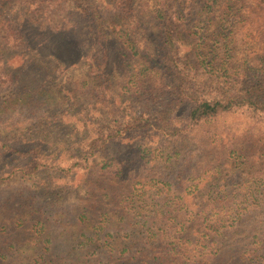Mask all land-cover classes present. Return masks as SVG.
I'll use <instances>...</instances> for the list:
<instances>
[{"label": "trees", "instance_id": "1", "mask_svg": "<svg viewBox=\"0 0 264 264\" xmlns=\"http://www.w3.org/2000/svg\"><path fill=\"white\" fill-rule=\"evenodd\" d=\"M139 1L0 0L8 16L0 18V30L6 34L0 39L7 66L2 78L16 79L7 51L21 49L23 62L41 70L88 62L89 84L100 96L94 118L81 119L85 136L65 155L0 140V184L17 173L29 177L54 168L76 177L85 190L78 205L58 212L62 245L57 253L48 219L41 216L31 222L16 215V230L0 229V264H238L226 261L222 251L238 253L248 246L245 240L251 235L263 239L264 69L235 68L229 51L221 58L206 53L204 31L221 0H156L154 11ZM70 7L73 11L68 14ZM62 15L74 22L68 24L72 30L82 22L88 27L94 51L84 56L70 53L68 26L58 35V26L46 24ZM144 17L155 25L161 59L143 58L156 80L136 88L138 101L125 103L115 89L117 72L122 62L130 60L129 51L135 50L133 31L144 26ZM165 96L169 102L153 119L147 111H135L145 100L157 102ZM30 97L22 92L16 99L24 107ZM37 114L42 128L54 129L57 116ZM30 119L21 123L20 118L15 124L22 130L10 137L25 138L33 129L26 124ZM200 130L214 133L228 149L237 148L238 140L248 136L262 163L216 165L213 180L204 186L208 193L192 199L166 195V187L178 190L181 185L172 187L159 173L136 181L138 169L132 164L137 153L129 150L134 144L125 146L126 141L148 140L153 134L160 138V147L176 155L184 141H191L188 135ZM59 163L69 164L61 168ZM244 226L246 234L240 233ZM21 230L24 236H18Z\"/></svg>", "mask_w": 264, "mask_h": 264}, {"label": "rangeland", "instance_id": "2", "mask_svg": "<svg viewBox=\"0 0 264 264\" xmlns=\"http://www.w3.org/2000/svg\"><path fill=\"white\" fill-rule=\"evenodd\" d=\"M221 1V5L210 14L213 21L204 31L206 53L214 52L221 58L229 51L233 56L232 63L235 68L243 66L264 69V0ZM139 2L149 5L150 11L155 10L156 0ZM1 9L0 7V18L5 19L8 17L5 15L7 12L4 14ZM71 9L70 7L68 14L73 11ZM68 16L54 17L52 21H46V24L58 26L60 35V30L72 22ZM143 23L144 26L133 31L132 45H135V50L129 51L130 60L125 64L122 62L117 72L119 78L115 82V89L121 92L119 95L123 96L122 102L125 103L129 100L138 101V96L135 95L136 88L142 85L148 87L156 80L152 79L149 70L152 66L145 59L147 57L161 59L155 25L147 17L143 18ZM5 35V32L1 31L0 39ZM66 35L67 42L72 47L68 48L70 53L74 51L76 55L84 56L94 51L91 34L83 22L77 29L69 28ZM212 47L215 49L211 50ZM98 50V48L95 50L96 54ZM7 52L11 56L13 66L11 70L16 79L10 81L1 77L7 66L4 63L5 57L0 54V140L25 149L41 147L47 153L57 155L58 151L65 155L71 149H77L75 143L85 136L83 133L87 129L81 119L91 121L94 118L96 115L94 109L99 105L100 99L89 84L90 68L86 65L88 62L59 67L61 69L50 67L41 70L40 67L23 62L21 49H17L16 52L9 49ZM22 92H29L31 95L24 107L16 99ZM15 101L18 104L14 103ZM167 102L169 99L166 96L157 102L145 100L144 105L142 107L138 105L135 111L137 113L147 111L153 119L154 113L165 109ZM39 111L41 117L43 115L58 117V121L52 123L54 129L48 125L45 128L39 125L37 121ZM20 118L21 123L32 119L26 122L28 127L33 128L32 131L25 133V138L10 137L14 136L16 129L22 130L15 124ZM188 136L191 137V141H184L176 150V155L167 147H160V138L153 134L148 135V140L142 138L126 141L125 146L134 144L129 150L137 153L136 163L132 164L138 169L136 181L143 182L149 177H156L159 173L172 187L177 188L179 183L181 185L178 186V190H168L166 187V195L192 199L208 193L204 186L213 180L211 172L216 165L246 163L248 160L262 163L259 160L263 158L255 152L257 148H253L248 136L238 140L237 148L229 149L220 143V139L216 138L214 133L208 135L200 130ZM145 144L147 149L144 148ZM230 145L232 143L228 142L229 147ZM68 164L59 163L61 168L67 167ZM75 179L76 177H67L58 169L45 168L29 177L17 173L10 181L0 184V229L5 228L9 233L16 230V219L14 220L16 215H20L24 221L31 219V222L44 216L51 223L50 225L48 220H45L48 229L50 228L53 233L52 239L56 247L54 253H57L58 245H62V241H58V212L71 210L85 194V190L79 187ZM245 226L240 233H247ZM9 235L4 233L3 237L7 239ZM18 236H24V232L19 231ZM238 241H243V235L239 236ZM245 242L248 246H244L238 253L228 249L223 250L221 256H224L226 261L230 258L231 262L238 264L264 263V237L261 240L251 235ZM206 252L205 256H210Z\"/></svg>", "mask_w": 264, "mask_h": 264}]
</instances>
